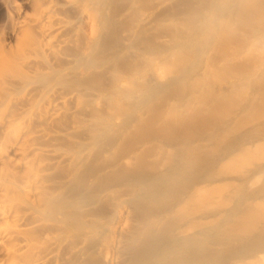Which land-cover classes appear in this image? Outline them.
I'll list each match as a JSON object with an SVG mask.
<instances>
[{"label":"rangeland","instance_id":"1","mask_svg":"<svg viewBox=\"0 0 264 264\" xmlns=\"http://www.w3.org/2000/svg\"><path fill=\"white\" fill-rule=\"evenodd\" d=\"M99 6L87 54L79 26L62 49L72 64L43 79L81 90L77 117L93 114L58 140L78 158L60 202L78 215L76 236L86 234L66 264H104L96 247L121 197L128 218L116 233L132 249L120 264H264V0ZM6 9L0 0V44L15 51ZM60 217L48 223L65 228Z\"/></svg>","mask_w":264,"mask_h":264},{"label":"bare ground","instance_id":"2","mask_svg":"<svg viewBox=\"0 0 264 264\" xmlns=\"http://www.w3.org/2000/svg\"><path fill=\"white\" fill-rule=\"evenodd\" d=\"M2 1L15 13L6 35L18 44L15 51L0 44V252L3 264H66L71 255L80 257L86 234L76 236L78 215L66 214L60 202L63 189L75 178L78 158L58 140L73 137L78 128L82 91L49 86L43 79L72 64V54L62 49L75 41L71 33L79 26L86 35L87 54L101 32V0H24L34 10L31 14L17 0ZM55 59L61 63L55 65ZM36 80L40 86L34 85ZM90 93L92 100L102 95ZM92 116L85 110L81 118L88 122ZM61 166H66L65 174L51 176ZM124 199L113 203L112 221L96 247L104 264H120L131 254L132 244H122L116 233L128 218ZM54 214L61 215L65 228L48 223Z\"/></svg>","mask_w":264,"mask_h":264}]
</instances>
